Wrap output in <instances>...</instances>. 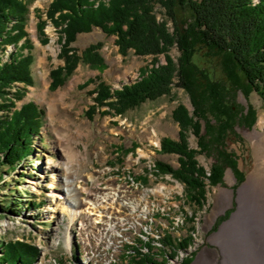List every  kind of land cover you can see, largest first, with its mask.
<instances>
[{
  "label": "rangeland",
  "instance_id": "1",
  "mask_svg": "<svg viewBox=\"0 0 264 264\" xmlns=\"http://www.w3.org/2000/svg\"><path fill=\"white\" fill-rule=\"evenodd\" d=\"M51 1L26 0L29 6L26 29L34 46L31 67L34 84L16 83L9 89L7 100L0 97V102L15 101L14 109L34 102L44 110L41 138L34 143L35 153L14 170L0 165V207L15 202L17 209L12 207L6 213L0 212V240L3 233L8 240L35 246L40 255L34 264H90L83 260L82 247L72 232L77 212L101 182L109 177L130 175L149 193L157 187H167L166 197L157 195L153 198L159 205L152 211L154 222L145 223L142 239L147 240L119 251L111 259L113 261L98 264H130L135 254L133 249L144 250L146 241L156 246L154 250L160 252V260L165 258L166 264H182L185 260L192 264L212 251L217 252L218 264H224L222 260L232 264L213 236L238 210V190L254 167V149L259 136L251 138L249 132L264 131V98L255 90L248 95L241 89L233 91L227 97V105L233 107L234 117L222 137L218 136L217 128L225 117L217 114L213 99L204 100L206 118L202 120V132L209 146L197 155L199 163L210 170L218 161L219 150H223L236 160L243 177L239 180L234 169L226 165L222 181L207 186L206 201L203 207L196 208L186 199L181 182L169 174L156 175L155 168L156 160L178 166L177 155L160 153V141L163 137L178 138L180 128L172 111L180 103L192 110L190 95L183 88L174 86L170 95L147 101L123 116L114 114L108 106L98 105L94 89L100 81L113 88L133 81L141 69L150 64L153 56L137 55L134 50L123 55L116 44V36L107 35L96 27L91 32L80 33L71 46L81 55L90 44L101 42L98 52L104 59L105 68L81 60L73 74L53 89L51 71L65 62L60 56V33L45 13ZM156 11L159 19L165 18L163 8L157 6ZM39 13L46 20L47 43L38 33ZM167 24L172 29V22ZM12 48L8 46L7 52ZM170 55L177 60L180 51L173 47ZM159 59L162 63L166 60L163 54ZM212 59L218 67L219 60ZM16 91H23L24 97L17 98ZM93 106L94 110L89 114ZM7 113L11 114L0 111L3 117H7ZM207 124L210 125L209 133ZM189 144L197 148V138L192 133ZM229 171L233 175L231 181L227 179ZM138 177H146L147 182ZM224 189L233 191L231 200ZM263 189L259 178L246 200V220L252 205L257 204L256 200L262 201L259 196ZM191 215L195 216L193 221L189 220ZM166 233L175 240L190 234L192 240L187 249L178 248L174 258H170L165 253H171V250L162 243Z\"/></svg>",
  "mask_w": 264,
  "mask_h": 264
},
{
  "label": "trees",
  "instance_id": "2",
  "mask_svg": "<svg viewBox=\"0 0 264 264\" xmlns=\"http://www.w3.org/2000/svg\"><path fill=\"white\" fill-rule=\"evenodd\" d=\"M157 6L164 9L162 20ZM45 13L60 33V56L65 62L51 71L53 89L73 74L81 60L105 68L98 52L101 42L90 44L81 55L71 46L80 33L96 27L107 35H115L123 55L134 50L137 55H151L153 59L141 69L137 79L119 87L100 81L94 89L98 105L108 106L114 114L123 116L147 101L170 95L174 86L183 88L191 97L192 110L180 103L172 111L180 128L178 138L163 137L160 141V153L177 155L178 166L156 160V175L169 174L181 182L186 199L196 208L203 207L207 186L222 181L226 165L242 180L236 160L223 150H219L218 161L210 170L199 163L197 155L209 146L202 132V120L206 118L203 104L205 99H213L217 114L224 115L217 128L218 136L222 137L234 117L233 107L227 105V97L233 91L241 89L248 95L255 90L264 98V0H52ZM28 21L26 0H0V97L5 100L16 83L34 84L31 69L34 46L26 29ZM168 21L172 22V29ZM45 24L39 13L38 33L47 43ZM8 46L13 47L9 52ZM173 47L180 51L177 60L170 55ZM162 54L164 63L159 59ZM212 57L219 60L218 67ZM16 92L17 98L24 97L23 91ZM7 102H0V111L11 112L7 117L0 114V165L14 170L35 153L34 143L41 138L44 110L34 102L16 109L15 101ZM93 110L94 106L89 114ZM210 131L207 124V133ZM190 133L197 138V148L189 144ZM138 179L147 182L146 177ZM15 206V202H9L0 207V212L6 213L12 207L17 210ZM194 217L191 215L189 220ZM1 238L0 264L37 261L40 254L35 246L8 240L3 233ZM191 240L190 234L175 240L166 233L162 243L171 250L166 256L174 258L177 249H187ZM145 246L146 251L133 249L130 264H166L151 241Z\"/></svg>",
  "mask_w": 264,
  "mask_h": 264
},
{
  "label": "bare ground",
  "instance_id": "3",
  "mask_svg": "<svg viewBox=\"0 0 264 264\" xmlns=\"http://www.w3.org/2000/svg\"><path fill=\"white\" fill-rule=\"evenodd\" d=\"M260 125L263 127L262 123ZM249 135L251 138L259 136L254 149V167L238 190V210L232 219L213 236V240L220 244L223 254L230 258L232 264H264V189L259 196L262 201L256 200L257 204L252 205L251 213L249 212L250 217L246 220L248 215L246 200L249 192L256 186L259 178L264 185V131L254 130V132H249ZM227 179L230 181L233 179L230 171ZM111 181H113L112 186ZM125 187L128 190L126 201L116 199V194L124 192ZM100 189H103V193H95V198H88L78 210L72 227L74 237L82 247L83 252L80 253L85 262H89L90 257V250H87L85 246V238H89V245L101 243L105 247V255L98 259V262L105 263L109 262L119 251L130 246L136 247L141 241L147 240L148 238L142 239V232L146 230L145 223L154 222L152 211L155 206L159 205L153 198L157 195L165 198L167 192V187L160 186L149 193L148 189L143 188L142 184L130 175L109 177L101 182L94 192ZM137 190L143 191L139 197L136 195ZM224 190L231 200L233 191ZM94 192L90 193V196H94ZM109 202H112L111 210ZM84 208L87 213L85 217ZM121 208L133 209L134 214L129 215V212H122L120 215ZM95 233H101V235H93ZM122 239L127 241H122ZM146 250L145 246L143 251ZM222 262L227 264L223 260ZM90 264L95 263L90 262ZM192 264H218L217 252L212 251L208 255L200 256Z\"/></svg>",
  "mask_w": 264,
  "mask_h": 264
},
{
  "label": "built area",
  "instance_id": "4",
  "mask_svg": "<svg viewBox=\"0 0 264 264\" xmlns=\"http://www.w3.org/2000/svg\"><path fill=\"white\" fill-rule=\"evenodd\" d=\"M112 184H113V181H111V186H112ZM95 193H103V189H100L99 191H95L94 196H87V198H95ZM142 194H143V191H141V190L136 191L137 197H139ZM127 196H128V190L125 187L124 192H119L118 194H116V199H121L122 201H126ZM111 203L112 202H109L110 210H111ZM122 212H129V215L134 214L133 209H122L121 208L120 215H122ZM83 213H84V217H85L87 215L86 208L83 209ZM118 221H119V219H118ZM93 235H101V233H95ZM122 241H127V240L122 239ZM85 246H86L87 250H90L89 262H93L95 264H98V259H101L105 255V247L103 245H101V243L97 244V245H89V238H85Z\"/></svg>",
  "mask_w": 264,
  "mask_h": 264
}]
</instances>
